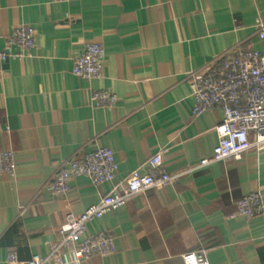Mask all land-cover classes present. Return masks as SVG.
I'll return each instance as SVG.
<instances>
[{
	"label": "crops",
	"instance_id": "0c3cea01",
	"mask_svg": "<svg viewBox=\"0 0 264 264\" xmlns=\"http://www.w3.org/2000/svg\"><path fill=\"white\" fill-rule=\"evenodd\" d=\"M24 25L36 31L35 48L0 62V153L12 151L17 164L16 178L0 175V264L48 255L67 215L109 193L113 183L87 178L72 180L66 197L45 188L71 157L101 148L115 154L117 183L144 175L161 151L164 170L182 176L92 221L88 235L112 237L116 252L79 264H183L188 253L264 264V217L248 220L237 206L264 193V147L186 173L212 157L223 118H193L187 75L237 47L264 53V0H0V52L10 53L6 41ZM91 44L107 59L103 78L85 81L73 59ZM98 90L115 94V107L94 108ZM63 255L74 264L71 250Z\"/></svg>",
	"mask_w": 264,
	"mask_h": 264
},
{
	"label": "built area",
	"instance_id": "2783aa9c",
	"mask_svg": "<svg viewBox=\"0 0 264 264\" xmlns=\"http://www.w3.org/2000/svg\"><path fill=\"white\" fill-rule=\"evenodd\" d=\"M68 1L54 0L57 4ZM35 38L33 28L26 25L17 27L6 41L10 53L0 52V62L23 58L24 53L35 48ZM258 38L264 39V27ZM13 49H21L24 53H12ZM219 58L220 61L210 63L203 71L187 75L194 101L193 118L214 110H220L223 117L216 128L218 142L212 157L201 159L187 174L230 159L240 161L250 149L264 147V53L257 49L237 47ZM106 59L104 46L88 45L73 59L72 74L85 81L101 80ZM117 102L118 97L106 90L94 91L91 95V104L97 109H112ZM251 135L253 140L250 139ZM162 157L161 151L151 160L144 175L132 173L120 183L116 182L119 166L110 149L101 148L82 157H71L45 185L53 196H68L71 181L78 178L90 179L97 186L113 183V187L100 203L89 206L81 214H68L60 228V240L50 246L48 255H36L28 264H62L66 260L64 250H71L74 264L94 256L113 255L116 252L113 238L88 235L89 224L119 210L139 194L161 189L179 180L182 174L170 175L164 170ZM4 174L16 178L17 164L12 151L0 153V175ZM237 206L239 216L248 220L264 217V193L244 196ZM189 258L194 260V264H209L198 253L184 255L183 264H189ZM16 261V256L10 254L8 262L13 264Z\"/></svg>",
	"mask_w": 264,
	"mask_h": 264
},
{
	"label": "clouds",
	"instance_id": "9594fccd",
	"mask_svg": "<svg viewBox=\"0 0 264 264\" xmlns=\"http://www.w3.org/2000/svg\"><path fill=\"white\" fill-rule=\"evenodd\" d=\"M189 264H194V260L192 258H189Z\"/></svg>",
	"mask_w": 264,
	"mask_h": 264
}]
</instances>
